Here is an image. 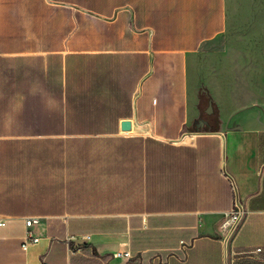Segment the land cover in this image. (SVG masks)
Instances as JSON below:
<instances>
[{
	"label": "crops",
	"instance_id": "crops-1",
	"mask_svg": "<svg viewBox=\"0 0 264 264\" xmlns=\"http://www.w3.org/2000/svg\"><path fill=\"white\" fill-rule=\"evenodd\" d=\"M238 13L0 0V264H264V29ZM201 88L216 131H190Z\"/></svg>",
	"mask_w": 264,
	"mask_h": 264
},
{
	"label": "built area",
	"instance_id": "built-area-1",
	"mask_svg": "<svg viewBox=\"0 0 264 264\" xmlns=\"http://www.w3.org/2000/svg\"><path fill=\"white\" fill-rule=\"evenodd\" d=\"M237 210L232 212L230 215L224 217L219 225V231L222 235V239L227 242L232 239L234 236L236 230L238 229V226L243 218V211L241 207L236 204ZM38 223L37 218H30L25 220V225L28 228L26 232L25 241L23 243L22 248L26 249L28 244L34 243L37 241V238L33 234V231L31 229L32 226L36 225ZM4 222H0V226H3ZM257 251H260L259 249ZM114 257L119 259H131L132 256L129 251H123V252H116ZM45 264V263H43Z\"/></svg>",
	"mask_w": 264,
	"mask_h": 264
},
{
	"label": "rangeland",
	"instance_id": "rangeland-1",
	"mask_svg": "<svg viewBox=\"0 0 264 264\" xmlns=\"http://www.w3.org/2000/svg\"><path fill=\"white\" fill-rule=\"evenodd\" d=\"M228 3L230 11L240 14L238 25L253 27L257 33L264 29V0H228ZM260 37L264 40V31L256 36L257 40Z\"/></svg>",
	"mask_w": 264,
	"mask_h": 264
},
{
	"label": "trees",
	"instance_id": "trees-1",
	"mask_svg": "<svg viewBox=\"0 0 264 264\" xmlns=\"http://www.w3.org/2000/svg\"><path fill=\"white\" fill-rule=\"evenodd\" d=\"M199 109L200 117L196 120L190 131H216L219 123L218 112L215 104L204 88L200 89Z\"/></svg>",
	"mask_w": 264,
	"mask_h": 264
},
{
	"label": "water",
	"instance_id": "water-1",
	"mask_svg": "<svg viewBox=\"0 0 264 264\" xmlns=\"http://www.w3.org/2000/svg\"><path fill=\"white\" fill-rule=\"evenodd\" d=\"M123 126H124V127H127V126H128V124H124Z\"/></svg>",
	"mask_w": 264,
	"mask_h": 264
}]
</instances>
